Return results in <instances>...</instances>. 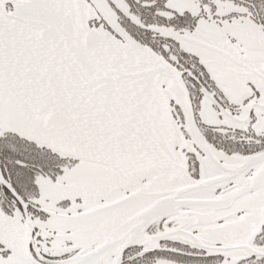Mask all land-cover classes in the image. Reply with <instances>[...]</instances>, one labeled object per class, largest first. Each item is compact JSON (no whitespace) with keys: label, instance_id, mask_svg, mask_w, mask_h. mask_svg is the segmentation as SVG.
<instances>
[{"label":"snow or ice","instance_id":"1","mask_svg":"<svg viewBox=\"0 0 264 264\" xmlns=\"http://www.w3.org/2000/svg\"><path fill=\"white\" fill-rule=\"evenodd\" d=\"M0 264H264V0H0Z\"/></svg>","mask_w":264,"mask_h":264}]
</instances>
